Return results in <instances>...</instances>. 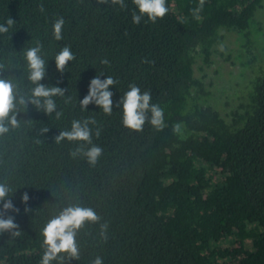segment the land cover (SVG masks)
Returning <instances> with one entry per match:
<instances>
[{
    "label": "trees",
    "instance_id": "obj_1",
    "mask_svg": "<svg viewBox=\"0 0 264 264\" xmlns=\"http://www.w3.org/2000/svg\"><path fill=\"white\" fill-rule=\"evenodd\" d=\"M124 3L0 0V24L15 21L0 33V77L30 96L35 85L25 52L39 42L46 61L40 83L65 89L53 97L59 118L30 102L18 105L20 126L0 135V182L14 189L6 200L19 209L5 218L13 216L20 231L0 233V264H40L43 228L70 204L91 207L102 220L79 230V260L61 253L63 264H91L97 256L103 264H264V33L255 19L264 0H205L198 12L200 0H166L162 19L153 23L144 14L139 24L133 0ZM60 17L65 24L56 40ZM225 31L240 37V63L251 73L229 120L194 73L196 64L211 65ZM65 45L75 59L61 73L55 56ZM97 76L116 80L110 115L94 102L81 107ZM130 84L164 110L162 130L150 122L139 132L123 125L119 101ZM85 119H95L92 143L103 149L95 166L70 155L90 145L54 139ZM177 123L180 133L173 132Z\"/></svg>",
    "mask_w": 264,
    "mask_h": 264
},
{
    "label": "clouds",
    "instance_id": "obj_2",
    "mask_svg": "<svg viewBox=\"0 0 264 264\" xmlns=\"http://www.w3.org/2000/svg\"><path fill=\"white\" fill-rule=\"evenodd\" d=\"M99 3H107V0H98ZM205 0H200L196 12L203 9ZM113 4H119L122 8L127 5L124 0H112ZM137 6L139 14L133 12L132 21L135 24L141 22L142 16L147 14V17L153 23L157 18H163L168 13L166 0H133ZM41 10L43 7L41 6ZM15 21L8 18L6 24H0V33H7L9 28L14 25ZM65 24L63 17L55 20L53 25V34L56 40L62 39V28ZM42 45L37 42V45L26 50L25 58L28 65L29 75L28 79L35 85L31 90V95L25 97L21 95L18 86L12 79L0 77V135L9 132L10 128H17L20 126L17 119L18 105L27 107L30 102L36 106L37 109H43L47 114L55 112L56 117L59 118L62 113L57 111V105L53 97L64 96L65 89L59 86H46L40 81L46 74V61L41 55ZM75 59L70 46L65 45L59 53L55 56L56 68L61 73L64 72L65 67L69 61ZM108 64V60L102 61ZM4 65L0 64V69ZM116 84V80L111 76L105 79H100L99 76L90 81L88 94L80 101L81 107L86 109L90 103H95L103 109L105 114L110 115L113 111V93L109 87ZM152 97L148 91L141 92V89L135 85L130 84L129 90L124 94L122 100L123 106V125L134 131H142L146 122L155 127L158 131L165 127L164 124V110L157 104L150 103ZM67 102V101H66ZM149 113L151 116L149 117ZM95 119H85L83 121L73 120L71 130L60 131L55 136V142L60 143L67 139L68 141H83L90 147L85 148L84 145L76 147L71 151L72 157L82 155L87 162L95 166L99 158L103 154V149L92 143V128L90 124H95ZM48 127L42 129V133L47 132ZM174 133L181 132V125L177 123L173 127ZM95 135L99 137L100 130L97 129ZM14 189L7 182H0V201L3 203V211H0V233L10 231L12 236H19L18 225L14 222V217L8 215L5 218V213L8 210L18 212L10 199L6 200ZM29 200L28 194L25 192L22 195V201ZM26 211L28 209H25ZM102 217L91 207L81 206L79 204H70L64 207L58 215L52 217L43 228L45 251L42 256L40 264H51L52 261L59 260L61 264L65 257L61 253H67L71 259L79 260V247L76 241L77 233L87 223H100ZM101 235L107 239L106 230L108 228L107 222L100 224ZM91 264H103V259L97 256Z\"/></svg>",
    "mask_w": 264,
    "mask_h": 264
},
{
    "label": "rangeland",
    "instance_id": "obj_3",
    "mask_svg": "<svg viewBox=\"0 0 264 264\" xmlns=\"http://www.w3.org/2000/svg\"><path fill=\"white\" fill-rule=\"evenodd\" d=\"M255 19L264 33V9H260ZM261 45H264V40L261 41ZM261 45L253 52H258ZM240 46V37L235 33L225 31L224 41L215 47L211 65L203 69H200L198 64L195 65V76L204 81L210 93L209 101L227 120L230 114L238 108L241 94L251 74L248 67H242L240 63L239 56L244 50ZM243 60L245 61V58Z\"/></svg>",
    "mask_w": 264,
    "mask_h": 264
}]
</instances>
